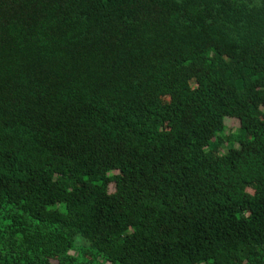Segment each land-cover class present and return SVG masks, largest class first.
I'll return each mask as SVG.
<instances>
[{
    "label": "trees",
    "instance_id": "obj_1",
    "mask_svg": "<svg viewBox=\"0 0 264 264\" xmlns=\"http://www.w3.org/2000/svg\"><path fill=\"white\" fill-rule=\"evenodd\" d=\"M0 264H264V0H0Z\"/></svg>",
    "mask_w": 264,
    "mask_h": 264
},
{
    "label": "rangeland",
    "instance_id": "obj_2",
    "mask_svg": "<svg viewBox=\"0 0 264 264\" xmlns=\"http://www.w3.org/2000/svg\"><path fill=\"white\" fill-rule=\"evenodd\" d=\"M166 101H169V99H166ZM226 126L227 129L225 131L224 135H229L231 132H236L240 126V122L237 119H233V118H228L226 120Z\"/></svg>",
    "mask_w": 264,
    "mask_h": 264
}]
</instances>
